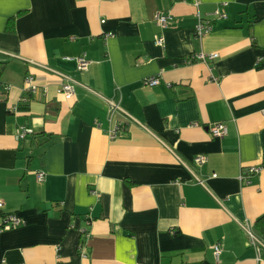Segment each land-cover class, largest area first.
I'll list each match as a JSON object with an SVG mask.
<instances>
[{"label":"crops","instance_id":"0c3cea01","mask_svg":"<svg viewBox=\"0 0 264 264\" xmlns=\"http://www.w3.org/2000/svg\"><path fill=\"white\" fill-rule=\"evenodd\" d=\"M263 110L264 0H0V264H264Z\"/></svg>","mask_w":264,"mask_h":264},{"label":"built area","instance_id":"2783aa9c","mask_svg":"<svg viewBox=\"0 0 264 264\" xmlns=\"http://www.w3.org/2000/svg\"><path fill=\"white\" fill-rule=\"evenodd\" d=\"M172 1H177V0H172ZM200 4V0H195V5L199 6ZM223 5H226L223 4ZM217 15H220V12L217 11L216 12ZM224 17V15H222ZM199 20L202 22V26H201V33H207L209 30H211L210 27V22L208 20H204L202 19L199 15ZM171 16L158 12L155 15V21L157 23V25L162 28L165 29L168 27V25L170 24L171 21ZM155 44L157 46L163 47L164 46V37L161 35H158L155 37ZM218 56V54H211L210 55V59H214ZM76 63H77V69L80 72H85L89 70L90 67V61L86 58V56H79L78 58L75 59ZM59 77L61 78V89L60 92L65 95L66 97H71L74 95L75 93V86L73 84V82L67 78V76L58 73ZM66 80V81H65ZM26 85H25V90L31 93H35L37 90V85H36V81L34 79V77L30 76L26 79ZM160 82L158 77H150L147 78L145 80V85L150 86V87H154L156 85H158ZM111 112H114L115 110L118 109V106L116 104H114L113 102H111ZM263 114H264V110H263ZM119 125L116 126L110 133V137L111 138H115L117 136V132L119 130ZM209 130L211 132V135L213 137H222L224 135H227L228 133V128L226 127L225 124L223 123H217V124H213L209 127ZM29 133V130L27 128H22L21 130H19V135L18 137L21 139H24ZM207 159L205 156H197L195 157V163L198 165H202L204 163H206ZM260 168L257 167H251L249 172L251 174H257L260 172ZM216 175L214 174L213 177H215ZM45 177V174L43 172H40L38 174V179L40 181H43ZM247 183H249L248 179L246 181ZM202 183V182H200ZM3 208H4V204L2 201H0V215L2 218V221L0 223V233L5 231V230H9L12 228H15L19 225L22 224V219L19 218L18 216L14 215V214H3ZM83 233L86 236H89V233H87L86 230H82ZM251 243L254 246H259V244L261 243L259 241V239L255 238L252 234H251ZM222 252L221 246L219 244L214 246V256L216 258V260L219 259L220 254ZM3 264H6V262H3Z\"/></svg>","mask_w":264,"mask_h":264},{"label":"bare ground","instance_id":"6f19581e","mask_svg":"<svg viewBox=\"0 0 264 264\" xmlns=\"http://www.w3.org/2000/svg\"><path fill=\"white\" fill-rule=\"evenodd\" d=\"M227 5V4H226ZM226 5H223L222 4V7H225ZM217 11H219L220 12V14H221V16L220 15H217L216 14V12ZM216 12L214 13V15L216 16V17H218V18H225L226 16H225V14L224 13H222L219 9L218 10H216ZM222 15H224V17L222 16ZM202 19H204V20H208L209 22H210V27H211V30H209L207 33H201L200 32V30H201V26H202V22L198 19V24L196 25V29H195V37H196V39H198V40H202L204 37H206V36H208L209 34H211V32H212V20H210V19H206V18H202ZM213 54H215V53H213ZM210 55L211 54H204V53H200V54H197V55H195L194 57H193V60H195V57H197L198 58V60H202V61H206V60H210ZM218 57V56H217ZM215 59V58H214ZM160 83V82H159ZM157 86V85H156ZM226 135H224V136H222V137H219V138H223V137H225ZM199 156H204V155H199ZM197 157V156H196ZM206 157V156H205ZM206 159H207V157H206ZM194 162H195V159H194ZM207 162V161H206ZM205 164V163H204ZM198 165V164H197ZM216 175V174H215ZM213 177V176H212ZM216 177V176H215ZM247 233H248V235H249V238L251 239V234L255 237V238H257L258 239V237L253 233V232H251V230L250 229H247Z\"/></svg>","mask_w":264,"mask_h":264},{"label":"trees","instance_id":"16d2710c","mask_svg":"<svg viewBox=\"0 0 264 264\" xmlns=\"http://www.w3.org/2000/svg\"><path fill=\"white\" fill-rule=\"evenodd\" d=\"M256 228L259 234L264 238V215L257 220Z\"/></svg>","mask_w":264,"mask_h":264}]
</instances>
